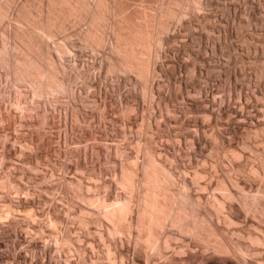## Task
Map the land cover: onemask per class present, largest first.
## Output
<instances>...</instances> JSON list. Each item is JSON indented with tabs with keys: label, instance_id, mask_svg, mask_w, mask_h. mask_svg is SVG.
I'll return each instance as SVG.
<instances>
[{
	"label": "rangeland",
	"instance_id": "obj_1",
	"mask_svg": "<svg viewBox=\"0 0 264 264\" xmlns=\"http://www.w3.org/2000/svg\"><path fill=\"white\" fill-rule=\"evenodd\" d=\"M13 1L0 22V264H264V0H180L158 44L135 57L151 58L148 76L114 51L109 23L113 11L153 13L157 0H105L103 45L74 20L39 44L40 68L49 60L62 84L39 94L15 70L28 51L12 19L46 0ZM145 161L173 179L154 247L139 215ZM125 198L124 224L105 211Z\"/></svg>",
	"mask_w": 264,
	"mask_h": 264
},
{
	"label": "bare ground",
	"instance_id": "obj_2",
	"mask_svg": "<svg viewBox=\"0 0 264 264\" xmlns=\"http://www.w3.org/2000/svg\"><path fill=\"white\" fill-rule=\"evenodd\" d=\"M93 1H94V3H93ZM118 1V0H117ZM132 2H133V0H131ZM139 0H137V3H139L138 2ZM147 1V0H146ZM151 1V0H150ZM165 1V0H164ZM163 0H157L156 2H157V7H156V5L155 4H153V5H155L154 7H156V10H155V12H153V13H151L150 11V13L147 11V9L146 8H144V9H142L141 7V10H138L139 12L138 13H136V16H134L132 19H130V17L128 18V14L125 12V14H127V16L125 17L124 15V13L122 14L121 13V11H113V15H112V21H113V23L111 22V23H109V25H110V28H111V35L113 36V38L112 39H114L115 40V42H114V51L118 54V55H121V57L123 56L124 58H127V57H131V58H133V60L134 61H136L137 59L135 58L136 56H137V54H139V56L141 57V55L140 54H142V52L143 51H145L146 49H148V47L149 46H153V44L155 45L156 43L158 44V41H159V39L161 38V36H162V34H164V31L166 30V28L168 27V23L170 22L171 23V19H175L176 18V11H175V6L178 4V3H180L181 1L180 0H168L169 2H167L166 4H167V6H165V4L163 3L164 2ZM184 1V0H183ZM183 1L181 2V3H183ZM89 2H91V0L89 1V0H46V8H45V10H42L41 8L40 9H38V11H37V13L33 16V14L30 12V10L29 9H27V8H25V6H21V7H19L18 8V11H17V14H16V17L14 18V19H12L13 21H14V23H15V30H16V32L14 33V34H16V37L17 38H19V40L20 41H22L23 43H24V45H25V49L28 51V54L19 62V60H16L17 61V63H16V65H17V69H15V70H17L18 72H19V75L21 76V77H23V78H25V79H27L28 81H30L32 84H34L36 87L34 88V89H36V93L37 94H39L41 91V89H43V86H42V83H44V90H46V91H60V92H62L61 90H62V84L61 83H59V81L53 76V71H54V69L52 68V66L50 65V63L47 61V59H46V69H44V70H42L41 68H40V65L38 64L40 61H39V58H40V56L39 55H41L42 54V49L40 48V46H39V44L40 43H42L43 41H47L48 39H51L54 35H53V32H54V30H57V31H61V33L62 32H65V31H63V27H64V25H65V23H66V21L67 22H69V20H74V21H72L73 23H75V21H76V24H77V22H79V24L80 23H82V22H86L87 23V28H86V30L82 33V37H83V39L85 40V41H88V42H91V43H93L94 45H96V47H98V45L99 44H102L103 45V43H101L102 41H103V39H104V36H105V34L107 33V31L105 32L103 29H102V27H105L104 26V24L106 23V22H109V21H107V17H106V13L104 12L105 11V7L107 6V4H106V2H105V0H92V4H89ZM105 2V3H104ZM109 2V1H108ZM115 2H116V0H115ZM128 2H130V1H128ZM188 2H189V0H188ZM187 2V3H188ZM191 2V1H190ZM113 3V2H112ZM120 3V2H119ZM127 3V2H126ZM131 3V2H130ZM134 4H135V2H133ZM153 3V2H152ZM14 4V1L13 0H0V22H2V20L3 19H5V17H7V13H8V11H9V8H10V6H12ZM104 4H105V6H104ZM186 4V3H185ZM93 5V6H92ZM115 5V4H114ZM132 5V4H131ZM144 5V4H143ZM146 5V4H145ZM145 5H144V7H145ZM178 5H182V4H178ZM177 5V6H178ZM189 5V4H188ZM92 6V7H91ZM115 6H117V4L115 5ZM135 6H137V5H135ZM140 6V5H139ZM146 6H148V5H146ZM186 6V5H185ZM108 7V6H107ZM106 7V9H108ZM124 7H125V5H124ZM128 7V6H127ZM134 7V6H133ZM143 7V6H142ZM150 7V5L148 6V8ZM152 7V6H151ZM115 8V7H114ZM113 8V9H114ZM117 8V7H116ZM115 8V9H116ZM126 8V7H125ZM132 8V7H131ZM130 7H129V9H131ZM153 8V7H152ZM118 9V8H117ZM122 9H124V8H122ZM129 9H128V13L130 14V12L131 11H133V10H131L130 12H129ZM133 9V8H132ZM139 9V8H138ZM177 9H178V7H177ZM125 10H127V9H125ZM135 10H136V8H135ZM152 11H153V9H151ZM108 11V10H107ZM110 11V10H109ZM135 12H137V11H133L132 13H135ZM176 12V13H175ZM135 15V14H134ZM132 16V15H131ZM111 18V17H110ZM109 18V19H110ZM111 20V19H110ZM170 20V21H169ZM169 21V22H168ZM169 23V24H170ZM23 25H25V27H23ZM172 25V24H171ZM106 28V27H105ZM76 32V31H75ZM55 33V32H54ZM57 33H59V32H57ZM56 34V33H55ZM60 34V33H59ZM108 34V33H107ZM62 35H65V33H63ZM15 36V35H14ZM108 36V35H107ZM106 38V37H105ZM150 43H151V45H150ZM153 43V44H152ZM45 44V43H44ZM156 44V45H157ZM40 45H43V44H40ZM100 46V45H99ZM151 48V47H150ZM149 48V49H150ZM154 48V47H153ZM156 48V47H155ZM153 50V49H152ZM61 52H64L62 49L60 50ZM148 51L149 50H147V53H148ZM151 51V50H150ZM155 51V50H154ZM41 52V54H39ZM157 53V52H156ZM150 54H152L151 52H150ZM155 54V53H154ZM154 54H153V56H154ZM48 56V55H47ZM150 56V55H149ZM45 58H47V57H45ZM144 58V57H143ZM41 59V58H40ZM122 59V58H121ZM130 59V58H129ZM136 59V60H135ZM141 59H142V57H141ZM141 59H139V60H137L138 62V66H137V64H136V66H135V63L134 62H132V60L130 61H127L128 59H124V61L123 62H121L122 63V65L125 67V68H129V69H133V66H135V68L137 69L138 67H139V65L140 64H142V66L143 65H145V66H143V68H145V69H141V65H140V70H142L141 71V73H145L146 71V75H147V73H148V70H149V66H150V61L149 60H151V58L149 59V58H147L148 59V61L146 60V62H144V61H142ZM43 60H41V62H42ZM139 62H140V64H139ZM134 63V64H133ZM152 64H153V62H152ZM154 65V64H153ZM123 67V68H124ZM149 67V68H148ZM134 68V70H136ZM128 70V69H127ZM138 70V69H137ZM131 71H133V70H131ZM56 72V71H55ZM140 72V71H139ZM138 72V73H139ZM152 73V72H151ZM18 74V73H17ZM56 74V73H55ZM140 74V73H139ZM149 74V73H148ZM56 77H57V75H55ZM140 76H142V74L140 75ZM148 76V75H147ZM149 79V78H148ZM34 85H31V87L32 86H34ZM39 91V92H38ZM65 91V90H64ZM64 91H63V93H64ZM34 92V91H33ZM59 93V92H58ZM36 95V94H35ZM34 95V96H35ZM39 96V95H38ZM259 106V105H258ZM257 106V107H258ZM262 107H263V105H262ZM261 109V108H260ZM261 141V140H260ZM263 142V141H262ZM146 150V149H145ZM148 150V149H147ZM147 150H146V152H144L146 155H147ZM149 152L151 151V150H148ZM152 151H153V149H152ZM151 151V152H152ZM150 152V154H152ZM155 153V152H154ZM148 155L149 157H148V160H151V159H155V157L153 158V157H151L152 155ZM237 155V154H236ZM155 156V155H154ZM146 157V156H145ZM150 158V159H149ZM147 159V158H146ZM145 159V160H146ZM136 161H137V159H136ZM154 160H152V162H153ZM263 161L264 160H262V163H263ZM135 162V161H134ZM131 163L132 165L134 164H136V162L135 163ZM145 162H147V166H146V168L144 169V175H143V180L145 179V182H144V184L146 185V187H148L147 185H149V183H150V187L147 189V191H144L145 192V194H146V196H145V198H144V200L142 201V199L143 198H141L140 200H141V202H140V204L141 203H143V205H141L142 206V211H141V214H139L140 216L142 215V216H145L147 219H146V225H145V223H143L141 220V223H143L144 225H141L142 226V228L143 229H145L146 228V226H149V227H147V229L148 228H151V225L154 227H157V229H158V227H160L159 225H161L164 221H165V223L167 222V221H169L168 219H169V216L171 217V212H172V209H169L170 207H169V205H168V203H167V201H166V205H168V207L169 208H167V206L165 205V200L167 199L166 197L168 196V194L169 193H172V192H169L168 190H166L164 187L168 184L167 182H170L169 180H171V179H168L167 177L169 176H167V177H162V175H164L165 173V171H163V170H161V169H159V170H161V171H158L157 170V167L159 168V165L156 167L155 166V168H152L153 167V164L151 163V161H145ZM156 162H157V160H156ZM155 162V163H156ZM144 163V162H143ZM154 163V164H155ZM261 163V164H262ZM131 164H129V166L131 165ZM156 164H158V163H156ZM261 164L259 165V167H261ZM133 165V166H134ZM137 165H138V163H137ZM136 165V166H137ZM146 165V164H145ZM263 165H264V163H263ZM262 165V166H263ZM129 166H127V167H129ZM141 166H142V164H141ZM152 166V167H151ZM135 167V166H134ZM148 167H151L150 169H148ZM162 167V166H161ZM130 168V167H129ZM137 169H138V167H136ZM252 168V167H251ZM251 168H250V170H251ZM257 168H258V166H257ZM262 168H264V166L263 167H261V169ZM142 169V168H141ZM254 169V168H253ZM125 170H126V167H125ZM125 170H124V172H125ZM127 170H128V168H127ZM130 170H133L132 168L130 169ZM165 170V169H164ZM255 170V169H254ZM258 170H259V168H258ZM258 170H257V172H258ZM263 170V169H262ZM253 171V170H252ZM256 171V170H255ZM255 171H253V172H255ZM264 171V170H263ZM133 172H134V170H133ZM133 172H132V175H133ZM163 174H162V173ZM167 172H168V170H167ZM257 172H256V174H257ZM170 172H168V174H169ZM259 173V172H258ZM261 173H264V172H261ZM127 174V173H126ZM125 174V175H126ZM253 174V173H252ZM255 174V175H256ZM260 174V173H259ZM124 175V174H123ZM124 175V176H125ZM127 175H131L130 174V171H128V174ZM131 175V176H132ZM138 175V174H137ZM171 175V174H170ZM124 176H122V179L124 180ZM252 176H254V174L252 175ZM257 176V175H256ZM124 177V178H123ZM127 177V176H126ZM128 177H130V176H128ZM127 177V178H128ZM132 177H134V176H132ZM139 177V176H138ZM141 177V176H140ZM258 177V176H257ZM126 179V178H125ZM136 179V178H135ZM140 179V178H139ZM167 179V180H166ZM257 179V178H256ZM173 180V179H172ZM171 180V181H172ZM132 181H133V179H132ZM142 181V180H141ZM124 182H126V180H124L122 183L124 184ZM127 182H129L128 181V179H127ZM138 183V182H137ZM148 183V184H147ZM162 183V184H161ZM163 183H165V185L163 184ZM167 183V184H166ZM221 183V182H220ZM130 185L132 184L133 185V183L131 182V180H130V183H129ZM143 184V183H142ZM170 184H171V182H170ZM219 184V183H218ZM224 184V183H223ZM233 184V183H232ZM236 184V183H235ZM128 185V184H127ZM127 185H126V187H127ZM138 185V184H137ZM164 185V186H163ZM169 185V184H168ZM172 185V184H171ZM207 185V184H206ZM237 185V184H236ZM262 185V184H261ZM173 186H174V184H173ZM203 186V185H202ZM201 186V187H202ZM219 186V185H218ZM221 186V185H220ZM218 187L220 190H222L223 192V194H224V196H225V198L226 197H229L230 196V193L229 192H227V191H229V190H227L225 187L226 186H224L223 185V187H222V189H221V187ZM234 186V185H233ZM238 186V185H237ZM259 186V185H258ZM263 186H264V183H263ZM131 187H133V186H131ZM137 187V186H136ZM144 188H145V186H143ZM183 187V186H182ZM185 187V186H184ZM204 187V186H203ZM206 187V186H205ZM209 187V186H208ZM235 187V186H234ZM130 187H129V185H128V189H129ZM134 188V187H133ZM133 188H131V189H133ZM138 188H140V187H138ZM167 188V187H166ZM169 189H171L170 187H168ZM167 188V189H168ZM174 188V187H173ZM236 188V187H235ZM127 189V188H126ZM201 189V188H200ZM182 190V189H181ZM180 190V191H181ZM202 190H204V189H202ZM205 190H207L206 188H205ZM219 190V191H220ZM240 190H241V188H240ZM259 190V189H258ZM167 191V192H166ZM180 191H179V193H180ZM183 191V190H182ZM238 191V190H237ZM243 191V190H242ZM264 191V190H263ZM141 192H142V190H141ZM148 192V193H147ZM169 192V193H168ZM174 192V191H173ZM211 192V191H210ZM239 192V191H238ZM244 192V191H243ZM258 192V191H257ZM261 192V191H260ZM133 193V192H132ZM131 193V194H132ZM168 193V194H167ZM233 193V192H232ZM237 193V192H236ZM255 193V192H254ZM140 194H142V193H140ZM173 194V193H172ZM184 194V193H183ZM223 194H221V196L223 197ZM238 194V193H237ZM244 194V193H243ZM258 196L257 197H259V198H261V195L259 196V194L260 193H256ZM263 194V193H262ZM130 195V194H129ZM133 195V194H132ZM182 195V194H181ZM185 195V194H184ZM208 195V194H207ZM232 195V194H231ZM241 195V194H240ZM131 196V195H130ZM134 196V195H133ZM138 196H139V193H138ZM137 196V197H138ZM141 196V195H140ZM173 196L174 195H172V197H171V195H170V198H173ZM176 196V195H175ZM206 196V195H205ZM238 196H239V194H238ZM237 196V197H238ZM242 196V195H241ZM240 196V197H241ZM248 196V195H247ZM251 196V195H250ZM249 196V197H250ZM144 197V196H143ZM190 197V196H189ZM188 197V198H189ZM212 197V196H211ZM231 197H233V196H231ZM243 198H244V196H242ZM248 197V198H249ZM169 198V197H168ZM176 198V197H175ZM175 198H173V199H175ZM179 197H177L176 199H178ZM247 198V199H248ZM132 199V198H131ZM224 199V198H223ZM229 199V198H228ZM227 198H226V200H228ZM240 199V198H239ZM242 199V198H241ZM258 198H256V201H258L257 200ZM261 199H264V195H263V198H261ZM137 200H138V198H137ZM168 200V199H167ZM182 200V199H181ZM215 200V199H214ZM244 200H246L245 198L243 199V201H241L242 203H244L245 201ZM249 200V199H248ZM247 200V202H245L246 203V205H247V208H249V207H251V208H256L255 207V205L256 204H258V203H256L255 204V195H254V197L252 198V200H250V201H248ZM124 201H126V198L123 200V202L121 203V204H119V202L118 203H115V204H118L117 206H115V207H113L112 205H111V207L113 208V209H111V207L109 206V205H107L106 204V206H109L110 208H109V210H108V212H106L105 211V213H106V215L108 216V217H113L114 219H115V217H118L119 216V218L121 217L122 218V215H123V218L125 217V221L123 222V220H121L120 219V221H121V223H126V217H127V215L129 214V213H126V210H127V208L129 207H127L126 206V203L124 202ZM127 201H130V200H127ZM132 201V200H131ZM172 201V200H171ZM183 201V200H182ZM186 201V200H185ZM189 201V200H188ZM188 201H187V203H188ZM264 201V200H263ZM215 202V201H214ZM102 202H100V204H101ZM125 203V204H124ZM130 202H128L127 204L128 205H130L131 206V203L129 204ZM171 203V202H170ZM169 203V204H170ZM181 203V202H180ZM218 204H219V202H217ZM225 203V202H224ZM139 204V205H140ZM172 204V203H171ZM174 204V203H173ZM185 204V203H184ZM189 204H191V203H189ZM194 204V203H193ZM104 206H105V204H103ZM178 205H180V204H178ZM182 205V204H181ZM217 205V204H216ZM220 205H222V203H220L219 204V206ZM244 204H242V206H243ZM246 205H244V206H246ZM254 205V206H253ZM3 206V205H2ZM190 207H191V205H189ZM218 206V205H217ZM216 206V207H217ZM224 206V205H223ZM253 206V207H252ZM258 206V205H257ZM173 207V206H172ZM176 207V206H175ZM181 207V206H180ZM192 207H195V204H194V206H192ZM221 207V206H220ZM103 208V207H102ZM106 208V207H105ZM178 208V207H177ZM176 208V209H177ZM246 208V207H245ZM244 208V209H245ZM6 209H8V208H6ZM108 209V208H107ZM137 209H138V207H137ZM141 209V208H140ZM175 209V210H176ZM183 209V208H182ZM193 209V208H192ZM129 210V209H128ZM13 210H10L9 211V209H8V212H12ZM104 211V210H103ZM171 211V212H170ZM179 211H180V209H179ZM182 211V210H181ZM180 211V212H181ZM262 211V210H261ZM6 212V211H5ZM7 212V213H8ZM125 212V213H124ZM176 213H177V211H175ZM0 213H2V212H0ZM182 213V212H181ZM180 213V214H181ZM185 213V212H184ZM263 213V212H262ZM6 214V213H5ZM10 214V213H9ZM127 214V215H126ZM178 214V213H177ZM264 214V213H263ZM8 215V214H7ZM103 215L105 216V214L103 213ZM110 215V216H109ZM126 215V216H125ZM174 215V214H173ZM172 215V216H173ZM179 215V214H178ZM140 216H138V218L140 217ZM141 216V217H142ZM175 216V215H174ZM185 216H186V214H185ZM185 216H182L181 215V217H185ZM192 217H193V215H191ZM2 217V216H1ZM140 217V218H141ZM107 218V217H106ZM122 218V219H123ZM139 218V219H140ZM174 218H176V217H174ZM180 218V217H179ZM178 218V219H179ZM183 218H182V221H183ZM112 219V218H111ZM117 220H118V218H116ZM142 219V218H141ZM143 219H144V217H143ZM142 219V220H143ZM167 220V221H166ZM173 220V219H172ZM184 220H185V218H184ZM109 221V220H108ZM111 221H113V220H111ZM116 221V220H115ZM139 220H138V222H140ZM174 221V220H173ZM180 221H181V219H180ZM179 221V222H180ZM181 221V222H182ZM119 222V221H118ZM118 222H114L115 224H119ZM172 222V221H171ZM171 222H169L170 224H171ZM111 223V222H110ZM114 223H112L113 224V226H114ZM121 223H120V225H121ZM174 223V222H173ZM175 223H176V220H175ZM177 223H178V221H177ZM195 223H196V221H195ZM194 223V224H195ZM200 223L202 224V222L200 221ZM200 223H198V225L200 224ZM111 224V225H112ZM124 224H123V226L121 225V227H124ZM157 226H156V225ZM159 224V225H158ZM168 224V223H167ZM182 224V223H181ZM192 224H193V222H192ZM194 224H193V226H194ZM110 225V226H111ZM138 225H139V223H138ZM176 225V224H175ZM183 225V224H182ZM119 226V225H118ZM126 226V225H125ZM171 226H173V225H171ZM112 227V226H111ZM114 227H117L116 225L114 226ZM154 227V228H155ZM175 227V226H174ZM177 227H181V225H179V226H177ZM200 227V226H199ZM113 228V227H112ZM118 228V227H117ZM125 229H126V227H124ZM139 228H141V227H139ZM161 228V227H160ZM188 228V227H187ZM187 228H186V230H187ZM118 229H120V227L118 228ZM137 229H138V227H137ZM146 229V230H147ZM152 229L153 228H151L148 232H147V234H146V230L144 231V230H142V232L144 233L145 232V236H146V241H147V243L148 244H150V246L152 245L151 243H153V245H152V247H154V243H156L157 242V238L156 239H154L158 234H156V236L155 237H153L154 236V234L153 235H151L152 233H150V232H153V233H156L154 230L155 229H153V231H152ZM112 230H115V229H112ZM111 229H110V231L109 232H111L112 231ZM117 230V229H116ZM124 229L122 228L121 230H119V231H123ZM189 231V230H188ZM113 232H115V231H113ZM117 232V231H116ZM124 232H127V234H130V233H128V230L126 229V231H124ZM208 232V231H207ZM119 233V232H118ZM211 233V232H210ZM113 234H115V233H113ZM143 236V235H142ZM170 236V235H169ZM209 236V235H208ZM207 236V237H208ZM144 237V236H143ZM140 238V237H139ZM166 238V237H165ZM169 238V237H168ZM167 238V239H168ZM252 238H254V237H252ZM170 239H171V237H170ZM145 240H143L144 242H145ZM156 240V241H155ZM207 240H209V238H207ZM259 239L258 238H254V241H258ZM170 241V240H169ZM143 242V243H144ZM146 243V242H145ZM161 243V242H160ZM160 243H158L159 245H160ZM148 244H145V245H148ZM157 244V245H158ZM156 245V246H157ZM158 245V246H159ZM149 246V245H148ZM155 246V248H157ZM147 248V247H146ZM154 248V249H155ZM159 248V247H158ZM151 249V248H150Z\"/></svg>",
	"mask_w": 264,
	"mask_h": 264
}]
</instances>
